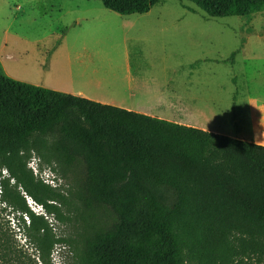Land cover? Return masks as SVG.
I'll return each instance as SVG.
<instances>
[{
	"label": "trees",
	"instance_id": "obj_1",
	"mask_svg": "<svg viewBox=\"0 0 264 264\" xmlns=\"http://www.w3.org/2000/svg\"><path fill=\"white\" fill-rule=\"evenodd\" d=\"M100 1L126 16L146 14L163 0ZM186 1L211 18L246 16L264 4ZM33 153L63 176L83 168L71 197L34 175ZM24 195L61 223L76 220L73 199L87 217L103 206L114 212L115 222L104 230L81 217L91 230L83 239L80 264H264V145L0 72V203L19 213L18 226L38 260L51 264L53 246L67 239L52 233ZM23 214L31 219L28 225ZM0 264H38L9 235L1 217Z\"/></svg>",
	"mask_w": 264,
	"mask_h": 264
},
{
	"label": "rangeland",
	"instance_id": "obj_2",
	"mask_svg": "<svg viewBox=\"0 0 264 264\" xmlns=\"http://www.w3.org/2000/svg\"><path fill=\"white\" fill-rule=\"evenodd\" d=\"M151 10L144 17L125 16L107 10L100 0H0V72L44 88L72 85L99 93L90 81L78 85L73 79L83 73L96 84L105 78L122 84L127 65L131 72L141 66L147 74H164L176 86L194 91L199 109L206 113H193L191 118L235 136L253 134L264 142V4L246 16L224 18L208 17L186 0H163ZM29 165L60 179L58 188L67 197L83 171L76 166L63 176L42 165L36 153ZM24 197L36 215L47 219L57 238L67 239L53 246L51 264H80L83 239L91 226L83 222L81 217L87 215L79 203L70 200L77 207L76 220L61 223ZM4 207L0 203V217L9 235L42 264L18 226L19 213ZM23 219L26 225L31 221L25 214ZM115 220L106 206L90 217L96 230L109 228Z\"/></svg>",
	"mask_w": 264,
	"mask_h": 264
},
{
	"label": "crops",
	"instance_id": "obj_3",
	"mask_svg": "<svg viewBox=\"0 0 264 264\" xmlns=\"http://www.w3.org/2000/svg\"><path fill=\"white\" fill-rule=\"evenodd\" d=\"M151 12L152 10L146 14H142V17L147 16ZM142 70L143 68L140 66L138 70L131 72L128 65L125 67L121 76V81L124 85L128 86V90H125L127 95H123L122 97L119 96L117 99L102 93L85 92L82 88H76L72 85H66L59 89L47 87V89L59 91L72 96H79L102 104L112 105L127 111L158 117L163 120L199 128L215 134H223L231 138H237L259 145H264V142H259L258 140L256 141L253 138V134L250 136H235L224 132L223 130L213 128L205 121L202 122L200 119L197 120L191 118L190 116L193 115V110L195 108L194 104L198 102L195 101V98L192 95V92L194 91L191 88H187L186 85L179 84V89L177 90L176 87L171 84V81H173L171 78L166 79V76L161 73L152 75L147 74ZM169 83L170 85H168ZM181 89L186 90L188 94L182 95L181 91H179ZM158 92L163 93V97L170 103L179 100L180 105L178 112L168 110V106L165 108H151L147 104H143V102L141 103L136 100L138 96H151V94H157Z\"/></svg>",
	"mask_w": 264,
	"mask_h": 264
},
{
	"label": "bare ground",
	"instance_id": "obj_4",
	"mask_svg": "<svg viewBox=\"0 0 264 264\" xmlns=\"http://www.w3.org/2000/svg\"><path fill=\"white\" fill-rule=\"evenodd\" d=\"M73 81L75 84L78 85H81V82L90 81L91 84L96 85V88L99 90V93H103V94L106 93L104 95L110 94L109 96L111 97H115V96L122 97L123 95L126 94V93H122L123 88L128 90V86H125L123 83L121 84V82L120 84H117L116 82H113V80H109V78L102 79L100 83L96 84L97 80L95 81L94 78L90 79L89 76H87V74H83V73L81 74L79 73L78 77L73 79ZM85 84L87 83L84 82V85ZM171 84L174 85L177 90L179 89V86H176L173 81H171ZM168 85H170V83ZM107 90L109 94L107 93ZM179 91H181L182 95L188 94L186 90L181 89ZM136 100H138V102L141 103L143 102V104H147L151 108H165L168 106V110L170 111L174 110L176 112H178L180 105L179 100H176V102L173 103L168 102L166 98L163 97V93L161 92H158L157 94H151V96L141 95L138 96ZM194 105L195 108L193 110V113H198V112L202 114L206 113L203 110L199 109L200 107H198V102H196V104ZM206 121H209V119H206Z\"/></svg>",
	"mask_w": 264,
	"mask_h": 264
},
{
	"label": "built area",
	"instance_id": "obj_5",
	"mask_svg": "<svg viewBox=\"0 0 264 264\" xmlns=\"http://www.w3.org/2000/svg\"><path fill=\"white\" fill-rule=\"evenodd\" d=\"M30 164V163H29ZM35 176L40 177L44 183L50 185L53 188H58L60 186V179L56 178L50 171L39 170L35 165H29Z\"/></svg>",
	"mask_w": 264,
	"mask_h": 264
}]
</instances>
